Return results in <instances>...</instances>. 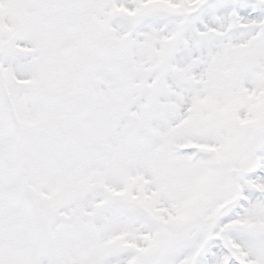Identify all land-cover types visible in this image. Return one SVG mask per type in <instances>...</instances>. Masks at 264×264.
Instances as JSON below:
<instances>
[{
    "label": "snow or ice",
    "instance_id": "snow-or-ice-1",
    "mask_svg": "<svg viewBox=\"0 0 264 264\" xmlns=\"http://www.w3.org/2000/svg\"><path fill=\"white\" fill-rule=\"evenodd\" d=\"M0 264H264V0H0Z\"/></svg>",
    "mask_w": 264,
    "mask_h": 264
}]
</instances>
